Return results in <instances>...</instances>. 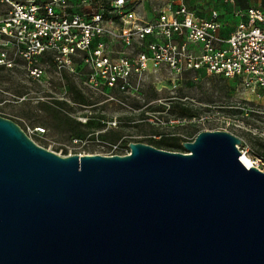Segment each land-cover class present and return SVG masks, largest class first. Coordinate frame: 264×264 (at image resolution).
<instances>
[{"label": "water", "instance_id": "95a60500", "mask_svg": "<svg viewBox=\"0 0 264 264\" xmlns=\"http://www.w3.org/2000/svg\"><path fill=\"white\" fill-rule=\"evenodd\" d=\"M239 144L62 156L0 116V264H264V171Z\"/></svg>", "mask_w": 264, "mask_h": 264}, {"label": "rangeland", "instance_id": "374dc122", "mask_svg": "<svg viewBox=\"0 0 264 264\" xmlns=\"http://www.w3.org/2000/svg\"><path fill=\"white\" fill-rule=\"evenodd\" d=\"M107 1L94 0L93 5L106 14ZM172 1L132 0V8L139 18L151 21ZM182 1L202 19L215 10L227 27L238 21L235 12L241 4L264 9V0ZM74 8L79 10V4ZM112 25L118 35L119 21ZM106 42L112 56L131 51L117 36H107ZM37 65L45 66L39 77H32L20 60L11 68L0 67V116L16 121L39 146L62 156L108 155L115 144L117 153H123L130 142L148 144L159 134L169 142L192 141L199 131L215 128L219 116H226L227 130L241 140L239 150L264 171V96L251 95L236 78L205 70L175 75L157 67L132 77V88L122 91L91 88L85 81L88 68L59 70L49 55ZM206 116L211 119H202ZM39 127L43 133L36 132Z\"/></svg>", "mask_w": 264, "mask_h": 264}, {"label": "built area", "instance_id": "2783aa9c", "mask_svg": "<svg viewBox=\"0 0 264 264\" xmlns=\"http://www.w3.org/2000/svg\"><path fill=\"white\" fill-rule=\"evenodd\" d=\"M93 2L0 0V67L11 68L20 60L32 77H39L45 66L37 63L49 55L59 70L88 68L85 81L91 88L122 91L132 88V77L150 68L164 67L175 75L204 69L236 78L256 98L264 96L263 8L236 10L238 21L228 36L222 37L224 24L215 10L208 19H202L182 0L170 2L151 21L136 15L132 0H108L106 14ZM76 3L79 10L74 8ZM114 20L120 24L118 35L111 29ZM107 36H117L126 48H131L130 53L108 54ZM229 122L228 117L219 116L217 126L211 130L228 131ZM36 132L43 133L44 129L36 128ZM111 148L108 155L129 152L126 148L117 153L115 144ZM252 165L259 168L254 159Z\"/></svg>", "mask_w": 264, "mask_h": 264}, {"label": "trees", "instance_id": "16d2710c", "mask_svg": "<svg viewBox=\"0 0 264 264\" xmlns=\"http://www.w3.org/2000/svg\"><path fill=\"white\" fill-rule=\"evenodd\" d=\"M240 8L241 9L247 8V4H245V3L241 4ZM78 100H79L80 103L84 104V100H82L80 98ZM158 136H160V137H158L157 140H150L147 143L150 144V145H153L154 147L160 148V149H165V150H170V151L185 152L180 140L176 139V140H174V142H169V141L166 140L167 138H163V135L159 134Z\"/></svg>", "mask_w": 264, "mask_h": 264}, {"label": "bare ground", "instance_id": "6f19581e", "mask_svg": "<svg viewBox=\"0 0 264 264\" xmlns=\"http://www.w3.org/2000/svg\"><path fill=\"white\" fill-rule=\"evenodd\" d=\"M240 159L247 167L253 164V159L244 152L241 153Z\"/></svg>", "mask_w": 264, "mask_h": 264}, {"label": "crops", "instance_id": "0c3cea01", "mask_svg": "<svg viewBox=\"0 0 264 264\" xmlns=\"http://www.w3.org/2000/svg\"><path fill=\"white\" fill-rule=\"evenodd\" d=\"M223 24L224 25H223L222 29L220 30V35L222 37H226V36H228V34L230 33V31L234 28V26H235L236 23L232 27H227V25L225 24V22H223ZM149 67H151V65ZM200 70H204V69H200Z\"/></svg>", "mask_w": 264, "mask_h": 264}]
</instances>
